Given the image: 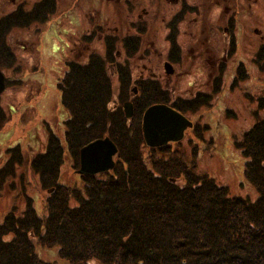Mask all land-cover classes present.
Returning <instances> with one entry per match:
<instances>
[{
  "label": "trees",
  "instance_id": "1",
  "mask_svg": "<svg viewBox=\"0 0 264 264\" xmlns=\"http://www.w3.org/2000/svg\"><path fill=\"white\" fill-rule=\"evenodd\" d=\"M38 13L35 7L0 19V67L14 69L16 59L8 35L14 28L30 26L39 19ZM229 36L228 49L234 52L232 30ZM130 39L136 43L137 37ZM166 39L167 59L177 62L182 55L173 33ZM104 47L102 57L93 54L84 63L65 62L56 83L60 106L66 112L62 139L49 133L42 150L29 159L38 185L46 192L45 216L38 217L29 207L22 217L5 218L0 226V264H43L36 244L55 246L58 258L67 264H87L90 259L98 264H264L263 120L253 123L235 142L244 160L243 177L257 193L253 202L228 194L211 177L198 175L192 163L186 164L168 145L146 149L145 159L142 155V110L156 102L170 104L182 114L208 108L220 91L224 64L212 75L210 91L196 90L188 98L173 97L155 79H137L142 98L133 99L132 115L126 119L120 106L113 110L110 104L105 63L111 60L114 46L109 41ZM251 54L254 68L264 72V45ZM245 76L238 63L228 88ZM125 81L118 102L128 95L130 84ZM256 107L264 111V97L257 98ZM105 135L117 149L113 169L81 177L80 187L61 183L63 154L75 168L78 149ZM7 151L0 167V186L22 162L16 145ZM179 178L181 186L176 182Z\"/></svg>",
  "mask_w": 264,
  "mask_h": 264
},
{
  "label": "rangeland",
  "instance_id": "2",
  "mask_svg": "<svg viewBox=\"0 0 264 264\" xmlns=\"http://www.w3.org/2000/svg\"><path fill=\"white\" fill-rule=\"evenodd\" d=\"M77 1L82 3L72 10H60L61 19L56 13V20L51 19L29 29L14 28L9 33L7 41L16 61L12 71L3 66L0 70L6 77L18 79L20 84L13 89L6 87L0 94V107L3 110L0 117V167L6 159L7 149L15 145L22 153V162L14 167L13 176L0 186V226L8 215L22 217L29 207L38 217L45 216L46 192L38 185L29 159L33 153L42 150L49 133L62 139L66 112L59 105V92L55 86L61 76L59 70L65 68L66 60L75 59L72 44L78 38L87 39L82 35L90 36L93 33L92 46L97 55L103 56V48L97 41L99 28L78 19L77 22L72 21L86 12V7H91L86 5L85 0ZM199 1L202 4L195 11L196 14L185 15L182 21L172 24L173 38L180 45L182 56L174 62L171 74L163 72L161 63L165 61V50L169 47L166 36L171 22L164 25L159 18L148 22L150 32L140 38L139 54L128 58L130 72L132 78L139 74L155 73L168 85L173 97L188 98L196 90L210 91L212 75L216 74L220 63L224 64V72L219 76L220 91L212 98L208 108L186 114L194 127L191 131L187 128L183 139L173 143V150L183 156L186 164H194L198 175L211 177L223 185L228 194L253 202L257 193L253 185L244 179V160L234 148L235 142L253 123L264 121V111L256 107L257 98L264 97V72L256 70L251 61L253 50L264 45V0H218L216 5H209L208 0ZM157 9L158 15L162 13L161 10H170L162 3ZM65 12L74 18L64 20ZM111 12L113 18L117 19L120 14L126 18V13L131 17V13L139 11L113 9ZM225 12L229 13L228 17L233 23L234 52L228 49L230 32L222 29V20L226 22L228 18ZM193 15L196 18L191 17ZM90 16H93V11ZM86 29H89L88 34L84 33ZM123 29L122 26L121 31ZM136 30L135 27H128L127 31L132 33ZM85 52L83 50L80 55ZM78 61L84 62L85 59L78 58ZM17 63L19 69H15ZM238 63L242 64L246 76L229 89L230 82L227 84V81ZM110 81L115 94V78H110ZM146 153L144 149V159ZM74 169L64 153L60 167L61 183L77 187L81 185ZM177 184L181 186L183 182L177 181ZM5 238L8 240L10 236ZM35 248L43 264H67L58 258L55 247L46 248L36 244ZM88 264L98 262L90 259Z\"/></svg>",
  "mask_w": 264,
  "mask_h": 264
},
{
  "label": "flooded vegetation",
  "instance_id": "3",
  "mask_svg": "<svg viewBox=\"0 0 264 264\" xmlns=\"http://www.w3.org/2000/svg\"><path fill=\"white\" fill-rule=\"evenodd\" d=\"M208 1L207 2L209 5H216L219 3L218 0ZM85 2L86 5H91V7H86V12H83L78 18H75L72 21L77 22L78 19V21H84L91 26L95 25L99 28V31H97V34H99L97 41L101 43L100 46L103 48V56L106 51L104 47L105 42L111 41L112 47L114 46V49L111 53V60L106 62L109 81L110 78L113 77L115 78L116 82L115 94H113L112 84L110 81L113 110L116 109L115 107L117 105L120 106V110L122 112V105L124 102H130L133 107V99L140 100L142 98L138 90V83L136 82L137 79H148L151 77V79H155L157 81L161 89L169 91L168 85L163 83L155 73L149 72V75L139 74L135 78H132L128 58L134 56L136 53L139 54L141 51L142 40L140 38L144 37L145 34L150 32V29L148 28V22L156 21L158 18L159 20L164 21V25H167L171 22L169 27H167L169 35L170 33H173L172 24L178 20L182 21L185 15L196 14L195 11H198L202 2L199 0H85ZM81 3L82 1L77 0H65L64 3H62V0H0V19L14 11H34V8L36 7L39 11V19L36 20L33 25H38L43 24L44 22H49L51 19L56 20L54 17L56 13L59 14V18L61 19V9L72 10L77 4V6H79ZM160 3H162L163 7H166V9L170 10H161L162 13H159L158 15L157 7ZM113 9H116V11L123 9L126 12L127 9L131 10L132 12L137 10L139 12H136L135 14L131 13V17H128V13H126V18L121 17L120 14V18L114 19L113 13L111 12ZM224 9H226V7H224ZM45 11L47 12L45 13ZM92 11L93 16H90ZM224 14L227 13L225 12ZM191 17L196 18V15ZM73 18L74 16H72L70 13L65 12L63 15L64 20H71ZM221 24L223 31L227 32L232 22L227 18V21L225 22L222 20ZM122 26L124 29L121 31ZM128 27H135L138 30L129 33L127 31ZM84 33L88 34L89 29H86ZM88 36L89 35H82V38L87 37V39L82 40L81 38H78L74 40L73 44L77 45L75 49L76 53L74 60L78 61V58L83 57L87 62L89 56L96 54L94 47L92 46L93 36ZM130 36L137 37L136 43H131L132 39H130ZM21 48H23V46ZM83 50L86 52L84 55H80ZM168 50L169 47H167V50H165V61L161 62L163 72L167 75L171 74L173 69L172 66L175 64L167 59ZM125 79L129 81L130 84L128 87V95L125 99H122V102H118V98H120L124 93V86L126 85ZM184 115L186 116V114Z\"/></svg>",
  "mask_w": 264,
  "mask_h": 264
},
{
  "label": "water",
  "instance_id": "4",
  "mask_svg": "<svg viewBox=\"0 0 264 264\" xmlns=\"http://www.w3.org/2000/svg\"><path fill=\"white\" fill-rule=\"evenodd\" d=\"M4 88V77L0 72V92ZM125 117L131 115L128 102L123 103ZM191 123L179 112L163 104H152L145 108L141 115V135L145 145L156 147L169 141L182 138L185 128ZM116 153L114 143L107 137L96 138L78 149V168L75 173L92 175L104 172L113 167V156Z\"/></svg>",
  "mask_w": 264,
  "mask_h": 264
}]
</instances>
